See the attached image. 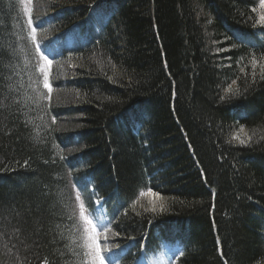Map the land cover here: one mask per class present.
Returning <instances> with one entry per match:
<instances>
[{"label": "trees", "instance_id": "obj_1", "mask_svg": "<svg viewBox=\"0 0 264 264\" xmlns=\"http://www.w3.org/2000/svg\"><path fill=\"white\" fill-rule=\"evenodd\" d=\"M41 1L59 34L99 0ZM110 1L49 93L0 0V264H85L95 196L124 263L176 244L175 264H264L263 7Z\"/></svg>", "mask_w": 264, "mask_h": 264}, {"label": "bare ground", "instance_id": "obj_2", "mask_svg": "<svg viewBox=\"0 0 264 264\" xmlns=\"http://www.w3.org/2000/svg\"><path fill=\"white\" fill-rule=\"evenodd\" d=\"M11 5V4H10ZM113 5H112V1L110 0H99L97 3H95L93 5V7L87 12H84L82 15H79L78 18H79V24L75 25V23H70L68 24V27L67 30L68 31H71V32H74V31H77L78 35L80 37H82L81 39V45L82 47H85V48H82V50H79L80 52L82 51V54L84 56V58L86 60H93V55L94 53H90L86 47L87 44H88V39L90 38L89 36L91 35L92 32H98L103 26L104 24L107 22V12H108V9L111 8ZM9 8V11L11 12V9L10 7ZM22 19L20 21V23L18 24L17 23V19H16V10H13L12 14L14 15L15 14V17L13 15V18L14 20L16 21V23H14L13 25H11V32L13 33V30H16L17 31V37L16 38H19L18 39V42L20 43L21 42V38L25 40L26 42V45L29 46L30 48H33L32 46V43L31 41L29 40V37H28V32H27V21L25 19V16L22 12H19ZM74 16V15H72ZM71 15H68L66 16L67 19L68 18H71L72 17ZM15 39V38H14ZM28 42V43H27ZM130 240H132V238H129Z\"/></svg>", "mask_w": 264, "mask_h": 264}, {"label": "rangeland", "instance_id": "obj_3", "mask_svg": "<svg viewBox=\"0 0 264 264\" xmlns=\"http://www.w3.org/2000/svg\"><path fill=\"white\" fill-rule=\"evenodd\" d=\"M37 0H21L23 4V8L26 12V15L28 16V13L30 11V5L31 2H36ZM260 2V8L263 7L264 9V2L262 0H258ZM35 8L38 10L39 5H35ZM262 17H264V10H262ZM40 73V72H39ZM41 74V73H40ZM58 78V76H56ZM59 78L63 79V75H59ZM43 86H44V78L42 79ZM135 110V109H134ZM146 202H144V206H146L148 209L151 208L154 212H159L161 210V204L162 200L154 195V194H148L146 195ZM139 208L141 205L138 206ZM94 213H95V219L96 221V229L93 228L90 224L94 222V218L90 219L91 223H89L86 219L85 222V245H86V255H85V263L86 264H93V258L95 253V246L93 245L92 237H95L97 242L99 243L100 252H103L106 250L107 247V241L109 239L108 232H106L107 228V219L105 217V213L103 210L102 205L100 204V201H96L94 205ZM82 218V214L80 215ZM165 260L163 257V254L159 256L157 260H154V264H164ZM105 264V260H104Z\"/></svg>", "mask_w": 264, "mask_h": 264}, {"label": "snow or ice", "instance_id": "obj_4", "mask_svg": "<svg viewBox=\"0 0 264 264\" xmlns=\"http://www.w3.org/2000/svg\"><path fill=\"white\" fill-rule=\"evenodd\" d=\"M262 2H264V0H262ZM262 19H264V18H262ZM45 87L46 88H49L47 79H45ZM49 91H51L50 88H49ZM240 143L243 144L244 141L241 140ZM141 195H144V193L142 192ZM89 223H91V221H89ZM91 239L93 241V245L95 246V253H94V258H93V264H104V259H103V257L101 256V253H100L99 243L97 242V240H96L95 237H92Z\"/></svg>", "mask_w": 264, "mask_h": 264}]
</instances>
